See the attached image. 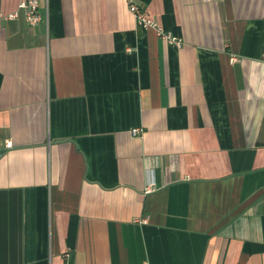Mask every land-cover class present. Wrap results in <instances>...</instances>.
<instances>
[{"label":"crops","instance_id":"1","mask_svg":"<svg viewBox=\"0 0 264 264\" xmlns=\"http://www.w3.org/2000/svg\"><path fill=\"white\" fill-rule=\"evenodd\" d=\"M19 2L0 264H264V0H133L159 31L126 0H40L37 27Z\"/></svg>","mask_w":264,"mask_h":264},{"label":"built area","instance_id":"2","mask_svg":"<svg viewBox=\"0 0 264 264\" xmlns=\"http://www.w3.org/2000/svg\"><path fill=\"white\" fill-rule=\"evenodd\" d=\"M132 1L133 0H126L127 7L135 18L137 25L143 29L152 28L159 31L160 29L155 21L150 19L146 12L135 6ZM21 14H23L26 23L30 27H37L43 20L40 10V0H20L17 11L8 15H2L1 17L6 21H14L18 19ZM172 42L178 45V43ZM131 133L135 136L137 133H140V131L133 130ZM12 147V142H7L6 149H11ZM147 192H150V189H148Z\"/></svg>","mask_w":264,"mask_h":264}]
</instances>
